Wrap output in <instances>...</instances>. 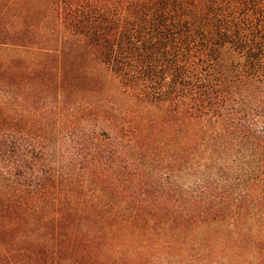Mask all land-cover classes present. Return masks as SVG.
Listing matches in <instances>:
<instances>
[{
  "label": "trees",
  "instance_id": "16d2710c",
  "mask_svg": "<svg viewBox=\"0 0 264 264\" xmlns=\"http://www.w3.org/2000/svg\"><path fill=\"white\" fill-rule=\"evenodd\" d=\"M0 264H264V0H0Z\"/></svg>",
  "mask_w": 264,
  "mask_h": 264
},
{
  "label": "rangeland",
  "instance_id": "374dc122",
  "mask_svg": "<svg viewBox=\"0 0 264 264\" xmlns=\"http://www.w3.org/2000/svg\"><path fill=\"white\" fill-rule=\"evenodd\" d=\"M113 87V84L112 86ZM113 91V89H112ZM102 129L106 130V131H109L108 127L106 124H103V123H99V124H95L93 125V128H92V132L96 133V134H99V132L102 131Z\"/></svg>",
  "mask_w": 264,
  "mask_h": 264
}]
</instances>
